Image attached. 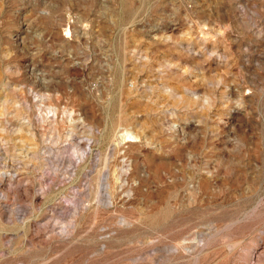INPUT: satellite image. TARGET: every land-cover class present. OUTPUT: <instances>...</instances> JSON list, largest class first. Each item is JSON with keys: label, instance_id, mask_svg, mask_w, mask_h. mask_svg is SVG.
Segmentation results:
<instances>
[{"label": "rangeland", "instance_id": "1", "mask_svg": "<svg viewBox=\"0 0 264 264\" xmlns=\"http://www.w3.org/2000/svg\"><path fill=\"white\" fill-rule=\"evenodd\" d=\"M0 264H264V0H0Z\"/></svg>", "mask_w": 264, "mask_h": 264}, {"label": "bare ground", "instance_id": "2", "mask_svg": "<svg viewBox=\"0 0 264 264\" xmlns=\"http://www.w3.org/2000/svg\"><path fill=\"white\" fill-rule=\"evenodd\" d=\"M123 135V134H122ZM125 137H126V135L125 136H123V139H125ZM126 142H133V140H129V139H127V140H125Z\"/></svg>", "mask_w": 264, "mask_h": 264}]
</instances>
